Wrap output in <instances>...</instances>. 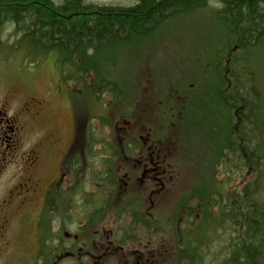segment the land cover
<instances>
[{"label": "flooded vegetation", "instance_id": "flooded-vegetation-1", "mask_svg": "<svg viewBox=\"0 0 264 264\" xmlns=\"http://www.w3.org/2000/svg\"><path fill=\"white\" fill-rule=\"evenodd\" d=\"M214 88L212 102L224 114L229 84ZM113 101L105 103L108 110ZM42 103L32 98L10 118L7 100L0 112V182L15 164L0 199V246L6 255L18 254L21 264H182L184 217L177 186L175 211L167 218L160 210L171 198L177 173L158 131L147 124L130 131L132 122L114 110L117 120L111 128L104 124L105 132L100 126L99 132L75 129L63 146L57 133L44 130L26 147L24 127L41 118ZM190 203L195 204L191 198ZM28 228L24 238L19 232Z\"/></svg>", "mask_w": 264, "mask_h": 264}, {"label": "rangeland", "instance_id": "rangeland-1", "mask_svg": "<svg viewBox=\"0 0 264 264\" xmlns=\"http://www.w3.org/2000/svg\"><path fill=\"white\" fill-rule=\"evenodd\" d=\"M89 1L99 5L130 6L136 0ZM220 8L219 4L210 3L206 8L168 20L149 38L112 50L104 48L102 55L116 61L108 69V77L116 84L119 93L115 96L106 92L105 97L98 94L96 101L87 84L95 81L94 74L69 81L66 76L71 73L70 65L67 64V72H64L57 65L54 55L30 58L23 51L11 52L8 58L0 60V112L5 109L2 106L7 100L5 110L10 118L30 99L43 101L41 118L31 122L27 120L24 127L26 147L35 133L44 130L57 133L63 146L75 129L83 133L89 126L90 131L99 132L100 126L101 132H105L107 127L104 124L111 128L117 120L114 110L123 111L132 122L128 127L130 131H141L143 124L154 127L153 131H158L157 137L171 151L168 161L175 164L177 173L169 190L171 198L160 206L162 215L169 218L175 211L172 197L175 186L181 200L190 197L196 204L199 199L193 195L195 189L203 183L213 186L216 169L217 180L222 178L219 172H222L223 165L218 163L215 166V158L227 136V116L216 110L218 104L215 106L211 97L214 86L221 84V78L229 84L230 76L225 70L229 69V57L232 58L233 51L227 44L228 32L220 19ZM244 27L243 22L241 29ZM2 36L6 41H15L14 27L5 26ZM253 60L261 66L255 68H260L264 84V55L259 59L254 55ZM71 86H74L73 92ZM262 87L264 94V85ZM57 91L62 96H57ZM112 97L114 101L108 110L105 103ZM123 124L121 121L120 125ZM14 170V163L7 166L4 179L0 182V199L11 185L8 176ZM242 171L244 181L239 189L260 177L257 198L264 204V155L255 169L248 172L244 168ZM235 177L233 186H238L237 174ZM222 231L223 237H216L218 242L213 245L216 248L207 254L208 259L204 255L200 258L203 264V261H208V264L223 263L220 244L222 240L227 242V238L229 241L230 234L226 233L227 229ZM29 232L30 228L19 233L28 238ZM259 232L264 234L263 228ZM15 235L18 239L19 235ZM167 238L172 240L170 236ZM11 244L17 246L18 242L12 240ZM1 247L0 264H21L18 254L7 256ZM260 263L264 264V259Z\"/></svg>", "mask_w": 264, "mask_h": 264}, {"label": "trees", "instance_id": "trees-1", "mask_svg": "<svg viewBox=\"0 0 264 264\" xmlns=\"http://www.w3.org/2000/svg\"><path fill=\"white\" fill-rule=\"evenodd\" d=\"M213 2L221 7L218 12L233 51L230 70H225L230 76L224 113L227 136L215 158V166L223 165L222 178L217 180L216 169L213 186L203 183L195 189L193 195L199 201L194 205L190 197H183L181 261L203 264L200 258L208 259L207 254L216 248V237L222 238V229H227L230 237L220 242V263L261 264L264 234L259 231L264 230V204L257 198L260 177L239 186L244 181L242 170L255 169L264 155V84L260 68H255L261 66L253 60L254 55L258 59L264 55V0H136L130 6L89 0H0V60L15 51L30 58L54 55L64 72L70 65L67 80H81L92 73L95 81L87 84L93 94L117 96L119 89L108 71L116 61L102 55L104 48L112 50L149 38L168 20ZM7 25L14 27L15 41L3 38ZM236 174L238 186H233Z\"/></svg>", "mask_w": 264, "mask_h": 264}]
</instances>
